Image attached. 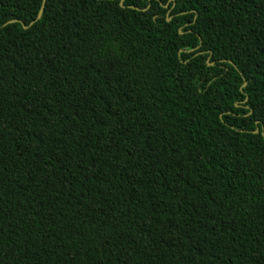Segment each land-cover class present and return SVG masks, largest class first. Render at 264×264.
<instances>
[{
	"label": "trees",
	"instance_id": "trees-1",
	"mask_svg": "<svg viewBox=\"0 0 264 264\" xmlns=\"http://www.w3.org/2000/svg\"><path fill=\"white\" fill-rule=\"evenodd\" d=\"M0 264H264V0H0Z\"/></svg>",
	"mask_w": 264,
	"mask_h": 264
},
{
	"label": "water",
	"instance_id": "water-1",
	"mask_svg": "<svg viewBox=\"0 0 264 264\" xmlns=\"http://www.w3.org/2000/svg\"><path fill=\"white\" fill-rule=\"evenodd\" d=\"M124 0H121V4L123 3ZM23 25V24H22ZM213 65V64H212ZM256 132H258V130H256Z\"/></svg>",
	"mask_w": 264,
	"mask_h": 264
}]
</instances>
